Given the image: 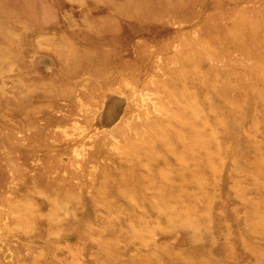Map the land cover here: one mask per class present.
<instances>
[{"label":"rangeland","instance_id":"374dc122","mask_svg":"<svg viewBox=\"0 0 264 264\" xmlns=\"http://www.w3.org/2000/svg\"><path fill=\"white\" fill-rule=\"evenodd\" d=\"M0 264H264V0H0Z\"/></svg>","mask_w":264,"mask_h":264}]
</instances>
